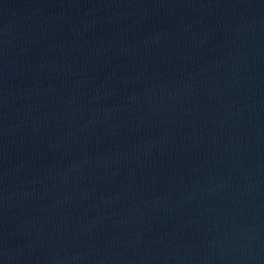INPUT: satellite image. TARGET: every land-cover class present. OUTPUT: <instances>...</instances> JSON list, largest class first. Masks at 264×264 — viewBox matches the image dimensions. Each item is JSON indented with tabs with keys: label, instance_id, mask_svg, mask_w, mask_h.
<instances>
[{
	"label": "water",
	"instance_id": "water-1",
	"mask_svg": "<svg viewBox=\"0 0 264 264\" xmlns=\"http://www.w3.org/2000/svg\"><path fill=\"white\" fill-rule=\"evenodd\" d=\"M0 264H264V0H0Z\"/></svg>",
	"mask_w": 264,
	"mask_h": 264
}]
</instances>
